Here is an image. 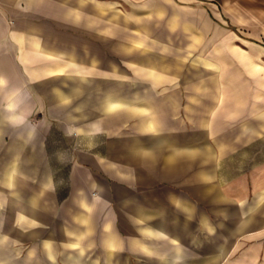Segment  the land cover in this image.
Returning <instances> with one entry per match:
<instances>
[{
  "label": "crops",
  "instance_id": "obj_1",
  "mask_svg": "<svg viewBox=\"0 0 264 264\" xmlns=\"http://www.w3.org/2000/svg\"><path fill=\"white\" fill-rule=\"evenodd\" d=\"M0 264H264V0H0Z\"/></svg>",
  "mask_w": 264,
  "mask_h": 264
}]
</instances>
